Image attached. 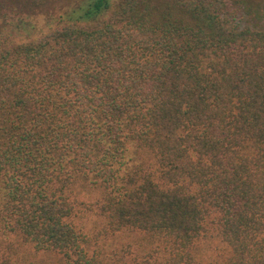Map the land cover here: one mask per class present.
Returning a JSON list of instances; mask_svg holds the SVG:
<instances>
[{
  "label": "trees",
  "instance_id": "16d2710c",
  "mask_svg": "<svg viewBox=\"0 0 264 264\" xmlns=\"http://www.w3.org/2000/svg\"><path fill=\"white\" fill-rule=\"evenodd\" d=\"M48 1L0 2V264H264V0L2 37Z\"/></svg>",
  "mask_w": 264,
  "mask_h": 264
},
{
  "label": "rangeland",
  "instance_id": "374dc122",
  "mask_svg": "<svg viewBox=\"0 0 264 264\" xmlns=\"http://www.w3.org/2000/svg\"><path fill=\"white\" fill-rule=\"evenodd\" d=\"M85 0H49L32 8L25 15H7L6 34L2 37L14 41L28 40L45 34L61 15L80 6ZM2 7H10L9 0H0ZM21 16V17H20Z\"/></svg>",
  "mask_w": 264,
  "mask_h": 264
}]
</instances>
